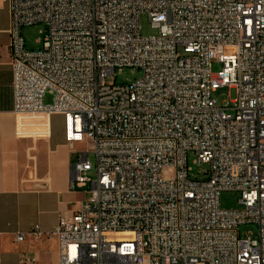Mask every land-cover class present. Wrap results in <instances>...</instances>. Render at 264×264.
<instances>
[{"label":"built area","instance_id":"2783aa9c","mask_svg":"<svg viewBox=\"0 0 264 264\" xmlns=\"http://www.w3.org/2000/svg\"><path fill=\"white\" fill-rule=\"evenodd\" d=\"M0 1L14 112L60 115L66 143L85 145L69 183L84 199L47 234L58 264H264V0ZM37 24L27 50L21 30ZM124 68L140 76L106 82ZM226 86L236 99L217 105ZM225 191L240 210L220 209Z\"/></svg>","mask_w":264,"mask_h":264},{"label":"crops","instance_id":"0c3cea01","mask_svg":"<svg viewBox=\"0 0 264 264\" xmlns=\"http://www.w3.org/2000/svg\"><path fill=\"white\" fill-rule=\"evenodd\" d=\"M9 23L8 5L0 1V264H58L56 241L47 234L84 199L69 183L85 145L66 143L63 118L56 114L34 116L36 132H23L30 122L13 110ZM36 225L39 239L29 235Z\"/></svg>","mask_w":264,"mask_h":264},{"label":"rangeland","instance_id":"374dc122","mask_svg":"<svg viewBox=\"0 0 264 264\" xmlns=\"http://www.w3.org/2000/svg\"><path fill=\"white\" fill-rule=\"evenodd\" d=\"M140 32L143 37L147 36H156L158 31L151 27L148 17L146 15L140 16ZM45 31V27L43 24L32 25L28 27H24L21 30V36L24 40L25 47L27 50L36 51L41 47V41L43 37V33ZM222 65L216 62H212L211 64V72L216 74L221 71ZM140 76V71L135 68H124L121 71H116L113 76H109L106 79V82L109 84H130L134 80H136ZM212 99L216 101L217 105H220L222 102L233 101L236 99V90L230 87H222L218 89L216 92L212 93ZM52 103V95L47 93L43 98V104L48 105ZM24 121L26 120L30 124L25 126L23 132H27V134L31 135L33 132L35 133L37 130V126H33L32 123H36L33 115H23ZM88 157L90 161L94 162L93 154H89ZM196 160V156L193 153H189L187 156L188 167L191 168L190 176L191 178L203 179V172L207 168L205 164H196L194 161ZM89 177L94 180L95 173L91 172ZM240 198L239 192L235 191H225L220 194L219 197V206L222 210H240L241 205L238 200ZM255 231V227L252 225H244L239 227L240 236H244L247 232Z\"/></svg>","mask_w":264,"mask_h":264}]
</instances>
